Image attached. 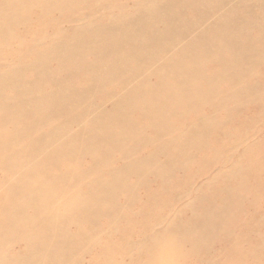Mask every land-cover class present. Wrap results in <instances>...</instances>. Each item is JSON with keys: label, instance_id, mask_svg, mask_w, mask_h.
<instances>
[{"label": "bare ground", "instance_id": "bare-ground-1", "mask_svg": "<svg viewBox=\"0 0 264 264\" xmlns=\"http://www.w3.org/2000/svg\"><path fill=\"white\" fill-rule=\"evenodd\" d=\"M261 67L264 0H0V264H246Z\"/></svg>", "mask_w": 264, "mask_h": 264}, {"label": "rangeland", "instance_id": "rangeland-1", "mask_svg": "<svg viewBox=\"0 0 264 264\" xmlns=\"http://www.w3.org/2000/svg\"><path fill=\"white\" fill-rule=\"evenodd\" d=\"M257 70H259L262 73L264 72L263 67H261L260 69L258 68ZM244 82H249V83H252L256 86H257V84H259L262 87V84L264 83V77H258L255 79L250 78L249 80H245ZM244 82L242 81L239 84V89L242 88ZM248 96H252L251 97L252 101H250L251 105H249V106L245 105L244 108H239L237 111L231 110L229 112L230 114L228 116V120L226 121V124L228 126H230L231 128H233L235 131L231 132L229 134H226L224 136V142L227 143L226 140L230 136H233L232 139H234L235 138L234 135H237L238 140L245 141L246 144H248L247 146L255 148L257 152H263L264 153V144L261 145V143H260V141L262 139H264V94L249 93ZM237 101H239L238 98H237ZM258 110L261 112L256 113V111H258ZM260 116H262L261 117L262 119H258ZM215 118L222 119L223 116L220 115V113H219ZM247 131H251L250 135L247 134ZM214 135H216V132H214ZM248 137H250V139H253V137L257 138L258 143L253 144L250 141V139L247 140ZM250 142H251V144H249ZM212 148L216 149L218 147L215 145H212ZM240 150H239V152H240ZM239 152L236 155L231 156L230 159L236 161V159L239 155ZM261 155L262 154H259V158H260V160H263L264 154H263V158H261ZM260 175L263 176L264 172L260 171ZM187 177H185L183 179V181L185 183H187ZM195 181L199 182L200 179H196ZM231 185L233 186L232 187L233 189L237 186V185H234V183H232ZM245 185L246 186L244 187V191H241L240 193H238V195L242 193L244 196L240 202V204L242 206L241 208L243 211L236 213L235 221H234V223H232L230 225V228L233 231H235V234L238 237L235 240L238 241V243L241 246H243L242 253L244 256H246V264H264V258H263L264 257V246H262L258 249L256 248V247H258V245L259 246L262 245V244H260L261 240L259 239L257 234L262 235L264 237V185H261V189H258L255 186V176L253 174H248L246 176ZM153 187H156V184H153ZM176 190L179 191L178 188ZM184 190L185 189H183L182 192L179 191V193L181 195H183L184 192H187ZM253 192H257V193H253ZM181 198H184V196ZM256 198H259L260 203L257 204L255 202ZM216 201H219V200L216 199ZM182 202L183 201L180 200L179 202L176 203V209H178L181 206ZM137 209L138 208H136V207L134 208V210H137ZM168 213H169V211H163L164 215H167ZM197 213L201 214L200 209H198L196 214ZM190 216H191L190 211H186L182 214L181 218L187 219ZM246 219L249 220L250 222L245 227H242V221L246 220ZM201 234H202V232L200 233V235ZM203 234H204V236H205V234H207L206 237L208 235L209 236L215 235V233H213V235H211V233H203ZM203 234L200 236V238H202V239H203ZM206 237L204 239H206V241H207L208 238H206ZM113 238H116V236H114ZM217 238H218V240L223 239V238H221V235L219 237H216V239ZM204 239H203V242H204ZM262 241L264 242V239ZM219 243H217V246L214 247L215 251L219 249ZM249 246H255V248L250 249ZM249 252H251V255H253V256H255V258H257V260L255 262H253L252 259L248 260ZM89 255H90V253H89ZM234 257L236 258L237 255H234ZM199 258H202V255H200ZM127 260H128V262H130V259H127ZM136 261L139 262L138 260H136ZM201 261H204V259H201Z\"/></svg>", "mask_w": 264, "mask_h": 264}, {"label": "clouds", "instance_id": "clouds-1", "mask_svg": "<svg viewBox=\"0 0 264 264\" xmlns=\"http://www.w3.org/2000/svg\"><path fill=\"white\" fill-rule=\"evenodd\" d=\"M148 264H152L151 254L149 255ZM158 264H184V260L179 252L173 253L168 251L163 256L159 253Z\"/></svg>", "mask_w": 264, "mask_h": 264}, {"label": "snow or ice", "instance_id": "snow-or-ice-1", "mask_svg": "<svg viewBox=\"0 0 264 264\" xmlns=\"http://www.w3.org/2000/svg\"><path fill=\"white\" fill-rule=\"evenodd\" d=\"M169 251V247L168 245L164 244L162 245L161 249H160V254L163 256L165 253H167Z\"/></svg>", "mask_w": 264, "mask_h": 264}]
</instances>
